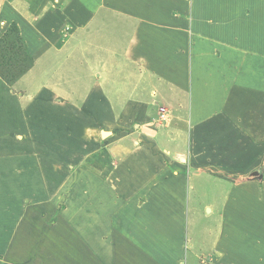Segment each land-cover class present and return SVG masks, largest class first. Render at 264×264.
<instances>
[{
	"label": "crops",
	"instance_id": "1",
	"mask_svg": "<svg viewBox=\"0 0 264 264\" xmlns=\"http://www.w3.org/2000/svg\"><path fill=\"white\" fill-rule=\"evenodd\" d=\"M32 1L37 15L45 0ZM75 1L66 8L72 37L58 45L65 26L45 25L41 49L64 52L84 75L70 79L65 59H53L52 82L30 98L11 96L0 79V264H31L25 236L42 243L48 264H199L198 254L201 264H264L261 242L246 254L227 233L205 261L191 232L206 208L221 210L225 225L228 206L252 192L264 203V90L247 87L264 80V0ZM7 3L0 24L22 18L31 45L29 9ZM143 64L152 73L137 75ZM167 90L171 122L159 116ZM246 97L255 105L244 115ZM39 177L40 198L29 186ZM218 184L212 200L194 194ZM28 227L34 233H20Z\"/></svg>",
	"mask_w": 264,
	"mask_h": 264
},
{
	"label": "rangeland",
	"instance_id": "2",
	"mask_svg": "<svg viewBox=\"0 0 264 264\" xmlns=\"http://www.w3.org/2000/svg\"><path fill=\"white\" fill-rule=\"evenodd\" d=\"M7 1L11 5H13L12 3L15 2V4L17 3L18 7H19V4H22L23 5L22 7L24 9H29L30 19L27 18V20L29 21L28 23L30 24L29 25L26 24L27 25L26 27H30V28L34 27L37 31L35 37H33L32 34H30L29 32H26V34L28 33V35H31L30 37H28V40H30L31 45L28 46V43H27L28 41L26 40V44L30 52V55L27 56L24 50V47H23L24 44L21 43V41L17 38L18 37L17 32L12 27L13 26L12 24L14 23L17 24L20 30V34L22 35V31H23L21 29L22 28V25H21L22 18H21V22L19 20L20 23L16 19H13V20L8 19L9 21H5L6 19L1 18L0 25L3 27V29L2 28L0 29V72L3 74L5 79L1 75H0V79L1 81L4 82L5 87L10 90L8 94H11V96H15L16 98L17 96L30 98L31 96L30 94L33 92V90L36 89L35 87H37L36 85H38V83L46 84L48 82H52L53 71L51 70L50 74H46L47 72L46 70L49 68H52V66L54 65L53 59H55L54 61H57L60 58H62L63 61L65 59L66 61V63L64 64L65 65L64 70L66 72L65 76H69L70 79H73L72 77H76V72L84 75L85 71L82 70L81 66H72L71 64L68 63L69 60L67 59V57L66 58L64 57L66 55L64 52L63 53L49 52L47 54L46 51L41 49L44 43L43 40H46V38L42 36V35L45 36V31L47 30L44 28L45 25L49 26L52 24H56V22H58L59 25H61V27L65 26V30H64L65 32L64 31L61 32V29H59L55 33L59 37L58 39L60 42L58 45L65 43L67 40H69V38L72 37L71 34L73 32V29L76 28V26L74 22L72 24L71 21L65 22V20L68 17V12L71 11V10H68V11L66 10V8H69L67 5L71 6L73 3L76 2L75 0H45L44 5H42L41 8L38 7V9H36L39 11L37 15L31 14V11L34 8V6L30 4H32L33 1L29 3V0H0V5L1 6L8 5ZM79 1L85 3L86 8H88L89 7L88 5H90L92 9H97V7H99L101 4V2L100 3L98 2V0H79ZM122 1L124 2L125 6L121 8L127 7V9L132 8L133 5L141 3L140 0H136L132 2L133 3L132 5V3L129 0H122ZM123 2H118V6H121L120 4H123ZM156 12H159V11H156ZM104 16L111 17V15L110 16L104 15ZM113 18L118 19V20L122 19L116 14L113 15ZM69 19L70 18H68V20ZM130 26L131 25H129L128 28L125 26V28H127L126 29L127 31H130L132 29L130 28ZM28 29L29 28H24L25 31L26 30L28 31ZM6 30H8L7 33H6ZM69 35H71V37H69ZM68 50L70 51V54L75 52L74 48L72 47H70ZM69 59H71V57H69ZM147 67L148 68H146L144 64L137 65L135 68V72L137 73V75L143 74V72L146 73L149 71L150 66H147ZM168 69L171 70L173 68H171L170 64H163L161 71L162 70L167 71ZM72 72H74L75 74ZM150 73H152L151 70L149 71V74ZM150 79H153V77ZM244 82H248V81H244ZM239 83L242 84V81H240ZM247 87L248 89L256 91V92L260 91L261 89L264 90V80H259L255 78L253 81L251 80V82H249V85ZM72 88L73 87H71V89ZM173 92L174 91L172 90H167L164 93L165 97H167L170 102L166 101L165 102L166 104L159 103L160 112H161L159 116L160 118H162V120L164 121L167 120L168 122L172 121L173 119L172 110L175 108V106L171 103V101L173 100ZM3 96H4V100H7L8 96L5 94ZM77 102L78 103L80 102L82 104L83 101L82 99H78ZM98 104L102 106L105 103L104 101H100L98 102ZM254 105L255 103L253 102V100L251 98L246 97L244 115L247 113V110L253 107ZM53 115L55 118H51L50 120L52 123H54L52 126L56 128L58 131H60L61 122H62L61 117L57 118L56 114H53ZM41 118L44 119L42 120V123L44 125H47L46 120H45L46 116L44 117L43 115ZM199 150H201V147L198 149V151ZM196 156H197V153H196ZM38 179H39L38 182L29 180L30 182L29 186L36 187V193H38L37 197L40 198L41 197L40 193H44V189H43L44 183L42 182L41 177H39ZM218 188L219 189L211 192L210 188L207 187V190L205 191L203 189V185H201L198 191L194 192V194L198 193L200 198L212 200L214 197H216L218 193L221 194L219 184H218ZM239 194H241L243 198L244 196L246 197L251 196L247 192L240 191ZM239 194H236L235 196H238L239 199H243ZM252 195L254 196L255 199H251V201L250 199L248 200L247 198H245L243 201L241 202L238 201L237 203H235V205H233V208L228 206V211H227L228 214L225 218H223L224 220L223 222L225 223V225H221L222 223H220L221 222V210H219L218 208L214 209L217 213L210 212L209 208L205 209L206 213H204V215H200V214L198 215L195 212L196 213L195 219L197 218V221L195 225L191 226V232L195 233L196 235L195 236V241L197 244L196 250L205 257V261H206V258H208V255L210 253L212 254L219 253L218 256L220 255V250L218 248H215L216 247L215 242L218 241L219 244H221L222 240H224L225 238L226 233H227L226 236H228V234L231 235L229 237V246L231 245V242H232L231 239L233 238L235 242V246L236 245L241 246L242 244L243 246L246 247L242 250L243 253L247 254L246 249H248L249 251L258 249L259 247H261V243H262V246H264V203L261 202V198L259 197L261 194L258 192V190L256 192H252ZM250 213H256V216L253 218H250ZM26 232L34 233V230L32 231L31 228L28 227L20 233L25 235ZM54 234L55 233H53V235ZM22 237L23 236H20L19 239H21ZM26 238L28 237L25 236V244L34 245V249H35L34 253L32 251H29V252H32L33 254L31 264H48L50 262L51 257H49V255L48 256L45 255V251L47 252V250L44 248L42 243L41 242H38V243L30 242L29 243L26 241ZM250 238H254V241L250 242ZM224 245L225 246L228 245V240L224 242ZM25 250H28V249L25 248ZM52 252L53 251L50 250V252L48 253L52 254ZM188 254L189 255L193 254L191 249H188ZM214 254L213 256L216 255ZM246 254L244 255L246 256ZM200 258L201 256L199 254L195 255L194 261L199 264L203 263V260L200 261ZM247 260L248 259L246 258V261Z\"/></svg>",
	"mask_w": 264,
	"mask_h": 264
},
{
	"label": "trees",
	"instance_id": "3",
	"mask_svg": "<svg viewBox=\"0 0 264 264\" xmlns=\"http://www.w3.org/2000/svg\"><path fill=\"white\" fill-rule=\"evenodd\" d=\"M13 26V28L15 29V31L17 32V38L21 41V43H23L24 45H23V47H24V50H25V52H26V54H27V56L28 55H30V52H29V50H28V47H27V44H26V40L23 38V36L20 34V30H19V28H18V25L17 24H12ZM11 29V28H10ZM8 32V30H6V33ZM0 75L5 79V77L3 76V74L0 72Z\"/></svg>",
	"mask_w": 264,
	"mask_h": 264
},
{
	"label": "water",
	"instance_id": "4",
	"mask_svg": "<svg viewBox=\"0 0 264 264\" xmlns=\"http://www.w3.org/2000/svg\"><path fill=\"white\" fill-rule=\"evenodd\" d=\"M106 133V132H105ZM254 175H258V172H254Z\"/></svg>",
	"mask_w": 264,
	"mask_h": 264
}]
</instances>
